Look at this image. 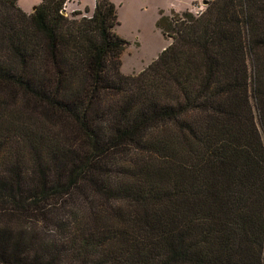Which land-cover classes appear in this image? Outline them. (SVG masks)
<instances>
[{"label":"trees","instance_id":"obj_1","mask_svg":"<svg viewBox=\"0 0 264 264\" xmlns=\"http://www.w3.org/2000/svg\"><path fill=\"white\" fill-rule=\"evenodd\" d=\"M17 1L0 0V264H264V0L173 15L135 75L110 0Z\"/></svg>","mask_w":264,"mask_h":264},{"label":"rangeland","instance_id":"obj_2","mask_svg":"<svg viewBox=\"0 0 264 264\" xmlns=\"http://www.w3.org/2000/svg\"><path fill=\"white\" fill-rule=\"evenodd\" d=\"M116 7L118 25L114 32L128 44L120 55V70L126 75H135L146 68L171 42L163 35L162 25L176 14L187 11L200 14L207 3L213 0H110ZM41 0H18L17 6L30 14ZM203 2H206L204 4ZM93 7V4H91ZM69 8L80 12L79 16H89L91 9L87 0H72ZM88 12H85V11ZM13 223L12 225H14ZM14 227V226H13ZM46 229L52 230L49 225ZM53 234L50 233L49 238ZM62 262L67 263L62 259Z\"/></svg>","mask_w":264,"mask_h":264},{"label":"built area","instance_id":"obj_3","mask_svg":"<svg viewBox=\"0 0 264 264\" xmlns=\"http://www.w3.org/2000/svg\"><path fill=\"white\" fill-rule=\"evenodd\" d=\"M72 1H74V0H72ZM77 1L78 0H75L76 3H77ZM69 2H70V0H66L62 6L61 13L64 16H67V15L70 16L71 14L74 13V10L69 8Z\"/></svg>","mask_w":264,"mask_h":264},{"label":"crops","instance_id":"obj_4","mask_svg":"<svg viewBox=\"0 0 264 264\" xmlns=\"http://www.w3.org/2000/svg\"><path fill=\"white\" fill-rule=\"evenodd\" d=\"M87 2L89 3L90 9L92 10L93 7L91 6V4H93L94 6L95 0H87Z\"/></svg>","mask_w":264,"mask_h":264},{"label":"water","instance_id":"obj_5","mask_svg":"<svg viewBox=\"0 0 264 264\" xmlns=\"http://www.w3.org/2000/svg\"><path fill=\"white\" fill-rule=\"evenodd\" d=\"M204 4H206V2H203ZM33 9H35V7H33Z\"/></svg>","mask_w":264,"mask_h":264}]
</instances>
